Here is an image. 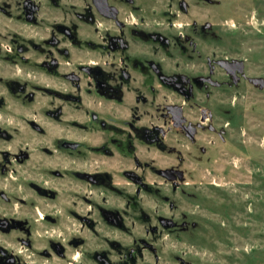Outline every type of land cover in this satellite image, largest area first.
Here are the masks:
<instances>
[{
	"label": "flooded vegetation",
	"instance_id": "obj_1",
	"mask_svg": "<svg viewBox=\"0 0 264 264\" xmlns=\"http://www.w3.org/2000/svg\"><path fill=\"white\" fill-rule=\"evenodd\" d=\"M222 3L0 0V264H172L188 167L264 86Z\"/></svg>",
	"mask_w": 264,
	"mask_h": 264
},
{
	"label": "rangeland",
	"instance_id": "obj_2",
	"mask_svg": "<svg viewBox=\"0 0 264 264\" xmlns=\"http://www.w3.org/2000/svg\"><path fill=\"white\" fill-rule=\"evenodd\" d=\"M217 9L241 33L252 70L262 69L264 0H223ZM227 106L234 128L188 167L192 195L184 205L200 225L184 244L173 241L172 264L176 254L189 264H264V86Z\"/></svg>",
	"mask_w": 264,
	"mask_h": 264
}]
</instances>
